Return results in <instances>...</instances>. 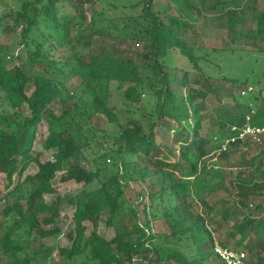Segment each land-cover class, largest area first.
<instances>
[{
	"label": "trees",
	"instance_id": "16d2710c",
	"mask_svg": "<svg viewBox=\"0 0 264 264\" xmlns=\"http://www.w3.org/2000/svg\"><path fill=\"white\" fill-rule=\"evenodd\" d=\"M213 1L215 10L225 3ZM175 2L183 11L200 13L192 0ZM89 3L95 0H19L18 7L0 14V30L13 34L26 51L19 64L16 55H7L0 46V98L5 104L0 109V173L6 183L0 189V264H56L51 246L42 241L62 231L56 221L65 205L74 208L73 226L66 233L70 245L58 250L65 264H225L214 250L215 242L225 247L233 243L230 248L240 250L249 233L264 232V223L246 211L230 223L232 208L225 201L223 207H228H220L221 220H208L219 205L210 204L207 194L227 176L220 168L198 171V164L221 147L228 126L244 122L242 105L236 102L226 127L203 137L202 105L192 91L184 93L188 83L174 79L167 62L177 52L197 72L203 71L199 60L205 56L176 34L187 24L176 17L165 22L155 10V0L131 5L141 7L138 13L99 19L85 13ZM219 19L234 31L245 25L247 12L221 8ZM253 19L256 36L264 41V10L255 8ZM87 23L88 31L73 34V28ZM113 38L129 41L131 49H93L95 40ZM58 77L78 78L77 89L70 92ZM116 89L123 107L111 104ZM99 115L112 127L94 126ZM172 122L177 124L175 142L185 137L179 146L182 159H172L173 150L163 152L156 140V128ZM250 123L264 127V105L256 107ZM45 124V148L54 151L52 159L42 161L33 146L39 126ZM242 148L236 144L216 156L229 158ZM261 153L264 148L251 158L252 167ZM31 164L37 169L28 173ZM111 167L115 170L109 171ZM59 172L63 182L81 187L66 202L59 193L48 201L45 195L55 193L52 181ZM132 181L148 182L150 188L145 223L138 221L126 196ZM239 181L237 194L246 198L245 179ZM251 184L264 190V182ZM194 201L202 206L197 213ZM256 210L264 212L259 204ZM104 211L107 226L115 231L111 239L98 232ZM127 214L124 226L118 221ZM153 219H163L169 231L154 232ZM85 222L92 225L89 234ZM253 243L246 248L255 253V264H264V241L256 238Z\"/></svg>",
	"mask_w": 264,
	"mask_h": 264
},
{
	"label": "rangeland",
	"instance_id": "374dc122",
	"mask_svg": "<svg viewBox=\"0 0 264 264\" xmlns=\"http://www.w3.org/2000/svg\"><path fill=\"white\" fill-rule=\"evenodd\" d=\"M138 0H95V3L84 5V11L88 17L99 19L103 15L105 17H114L122 14L138 13L140 6L133 8L131 5ZM225 3L219 9H213V0H192L199 7L200 13L193 10H181V7L175 0H155V10L167 22L169 17H176L179 21L187 24L180 27L176 34L181 36L191 45H195V52L198 55H203L205 58L199 60V65L202 67V72L192 66L185 56L180 53L171 55L167 58L168 64L173 67L172 74L174 79H179L187 82V86L183 87L184 93L192 91L196 95V100L202 105L203 111L202 128L200 133L203 137L209 134H214L220 127L227 124L228 116L235 107L236 102L242 105V111L256 110L259 104L264 105V41L259 40L256 36V22L253 19L255 8L264 10V0H222ZM19 5V0H0V14L10 8H16ZM235 8L245 9L247 12V21L244 26H238L234 31L227 30L224 22L219 19L220 9ZM88 31V23L81 24L73 28V34ZM93 49L97 52L102 50V47L114 48L113 50L121 51L124 48L131 49L129 41L124 42L119 38H113L111 42L105 40H95ZM6 47L7 55L17 56V62L22 64L26 58L25 49L16 42L13 34L8 35L0 30V46ZM117 45V47L115 46ZM176 66V67H175ZM40 68V67H39ZM204 73V74H203ZM228 79H227V78ZM65 81L70 92H74L79 84L78 78L58 77ZM200 79L199 82H196ZM122 88H126L127 84H121ZM248 86L253 88V91L242 95L240 91ZM123 91V89H122ZM31 92L29 87L28 93ZM111 104L119 107L124 106V100L120 90H113ZM2 99L0 98V109L3 108ZM60 111V110H59ZM125 119L122 122L125 123ZM107 118L103 115L96 116L93 120V125L96 127L112 126L106 125ZM162 125L156 128V140L161 146L162 151L166 152L167 148H171L175 153L172 159H182L183 150L179 146L184 145V136L180 138V142H175L177 137H174V130L177 129L176 123ZM48 135L47 126L41 125L38 128L37 138L33 146V152L40 155L42 161L52 159L54 150L45 148V139ZM182 143V144H181ZM263 146L247 145L240 149L236 155L229 158H219L217 153L210 152L209 155L200 160L198 171L207 167L220 168L226 172L227 180L219 186H215V191L207 194V199L210 204L223 207L222 201L227 202L231 206L233 216L228 218L230 223H233L239 213L243 217V211L253 213L254 216L264 223V212H258L256 206L259 204L264 209V190L254 189L251 181L264 182V153H261L251 166V158L257 156ZM209 151L210 146L205 148ZM107 164L111 165V161L107 160ZM188 165V164H187ZM37 169L35 164H31L28 173L34 172ZM115 170L113 167L109 171ZM63 172L57 173V178L52 181V186L55 190L54 194H46L45 199L51 200L56 193L61 194L64 202L67 198L73 196L81 187L74 181L63 182L61 175ZM240 177L238 176L239 174ZM244 180L243 187L247 191V197L238 196L236 187L239 186V179ZM4 174L0 173V189L5 187ZM148 182L132 181L126 189V196L133 203L134 208L138 212V221L145 223V209L150 204ZM245 201V204L243 205ZM243 202V203H242ZM193 209L197 213L201 209L200 203L194 201ZM228 206L223 207V209ZM217 208L215 212L208 214V220L212 218H221V209ZM221 210V211H220ZM74 208L70 205H65L61 215L57 219V225L62 231L42 241L45 245L51 246L53 255L51 260L56 264H65L58 255V250L62 246H69L70 242L67 239L66 233L73 226ZM107 212H102L98 232L106 239H111L115 231L112 227L106 224ZM130 214L121 215L119 223L127 226ZM221 220V219H220ZM135 221V219L133 220ZM87 226V234L92 231V225L85 222ZM152 227L154 232H168V227L163 219H153ZM239 238V237H238ZM258 238L264 241V232L256 231L249 233L242 244L237 248L246 252L247 264H255L256 255L251 253L246 248L247 245L254 244L253 240ZM218 242V241H216ZM230 247H234L232 243ZM48 260L49 262H52ZM221 263V261H218ZM36 264V262L34 263Z\"/></svg>",
	"mask_w": 264,
	"mask_h": 264
},
{
	"label": "built area",
	"instance_id": "2783aa9c",
	"mask_svg": "<svg viewBox=\"0 0 264 264\" xmlns=\"http://www.w3.org/2000/svg\"><path fill=\"white\" fill-rule=\"evenodd\" d=\"M251 91H253V88L248 86L246 89H242L240 93L245 95L247 92ZM254 112L255 110H250V112L245 115L242 124L234 123L228 126V136L222 143L221 147L213 152L220 154L228 151L230 147L236 144L243 147H246L249 144L264 146V127L252 125L250 123ZM215 139H217V137H215ZM214 250L225 264H247L245 251L225 247L219 242H215Z\"/></svg>",
	"mask_w": 264,
	"mask_h": 264
},
{
	"label": "crops",
	"instance_id": "0c3cea01",
	"mask_svg": "<svg viewBox=\"0 0 264 264\" xmlns=\"http://www.w3.org/2000/svg\"><path fill=\"white\" fill-rule=\"evenodd\" d=\"M261 11H263V10H261ZM262 93L264 94V92L262 91ZM263 99H264V97H263ZM248 111H250V110H247V111H245L244 112V114H247L248 113Z\"/></svg>",
	"mask_w": 264,
	"mask_h": 264
}]
</instances>
